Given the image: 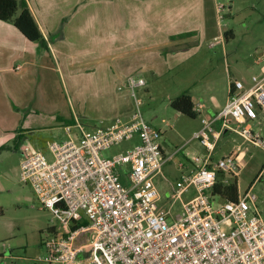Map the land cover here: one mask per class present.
Instances as JSON below:
<instances>
[{
    "label": "rangeland",
    "instance_id": "1",
    "mask_svg": "<svg viewBox=\"0 0 264 264\" xmlns=\"http://www.w3.org/2000/svg\"><path fill=\"white\" fill-rule=\"evenodd\" d=\"M49 1L56 3L60 11L56 24H49L55 30L49 40L58 53L59 71L50 72V81L43 83L42 88L49 94L48 108L66 120L51 122L50 126L34 124L35 128L25 132L19 146L9 142L0 150V264H44V242L59 227L51 213L41 207L29 185L20 181L21 144H31L50 160L47 146L53 140L66 139L63 128L73 124L70 121L73 113L87 128L107 125L109 122L102 119L117 116L120 107L129 110L133 107L127 91L119 92L117 87L130 75L140 76L145 81L144 87L135 90L140 110L146 122L160 131L161 147L167 157L171 156L162 167V175L154 179L157 189L163 192L169 190L165 179L175 183L193 165L192 157L206 154L200 142L193 139L194 131L201 126L199 116L190 118L178 113L170 102L188 94L207 112L211 108L208 99L211 94L224 98L227 72L232 79L249 83L264 63V0H219L227 5L222 20L218 19L212 2H207L203 19L210 29L208 32L218 34L221 30L228 39L223 45L220 42L212 45L208 36L204 40L190 38L186 49L170 54L167 47H153L157 39L161 40L153 34L159 24L156 9L168 6L185 12V16L174 22L176 30H181L185 23L187 27L203 22L196 15L200 0L158 3L156 0H68L66 7L61 4L63 0ZM251 126L264 136V112ZM138 143L136 138L124 141L101 152V156L111 158ZM236 148L245 150L236 178L237 189L244 193L252 186L256 207L264 220L263 150L230 132L216 143L212 159L217 161ZM194 195L190 189L183 199ZM215 202L220 200L215 198ZM160 205L163 209L168 206L165 200ZM179 210L177 203L173 211Z\"/></svg>",
    "mask_w": 264,
    "mask_h": 264
},
{
    "label": "built area",
    "instance_id": "2",
    "mask_svg": "<svg viewBox=\"0 0 264 264\" xmlns=\"http://www.w3.org/2000/svg\"><path fill=\"white\" fill-rule=\"evenodd\" d=\"M226 8L216 0L219 20ZM144 86L143 78L130 75L117 87L133 100L126 117L95 128L78 119L64 126L66 139L47 146L50 160L31 144L20 145V181L29 185L59 226L44 242L43 263L264 264V220L252 186L244 193L237 190L234 201L212 195L218 173L225 175L224 184L236 180L245 156V150L237 148L212 159L224 132L235 133L264 152V136L251 126L264 112V69L249 83L230 80L225 105L214 116L200 119L193 139L206 154L192 157L193 170L182 173L175 183L165 179L166 209L160 205L163 198L154 179L162 175L171 156L161 147L160 131L140 110L135 90ZM135 138L139 143L124 153L101 156ZM190 189L195 195L184 200ZM177 203L180 210L174 212Z\"/></svg>",
    "mask_w": 264,
    "mask_h": 264
},
{
    "label": "crops",
    "instance_id": "3",
    "mask_svg": "<svg viewBox=\"0 0 264 264\" xmlns=\"http://www.w3.org/2000/svg\"><path fill=\"white\" fill-rule=\"evenodd\" d=\"M161 1L156 0L155 2ZM200 1V10L197 9V12H195L197 16L200 15L203 22L189 24L187 27L185 23L180 26L179 29L181 30H176L174 22L185 16V12L183 14L181 9H172L173 7L168 8V6L156 9V20L157 22L159 21V24H156L153 34L159 35L161 40L157 39L155 41L154 49L167 47L168 54L171 51L175 53L178 50L186 49L185 45L190 42V38L198 37L204 40L207 36L208 38L210 37L208 39L209 43L212 44L216 38L217 43L220 42L223 45L228 39L226 33H222L221 30L218 33L219 35L209 33L208 30L210 29L203 19L205 17L206 3L212 2V7L215 9L216 0ZM26 2L47 43V49L41 48L38 43L28 41L12 24L0 21V150L6 147L9 142H14L16 133L20 132L24 135L25 132L32 131L35 128L34 124L48 123L50 126L51 122L66 120L58 112H51L48 108L50 106L49 94L42 88L43 83L50 81V72L57 74L59 71L58 53L54 44L49 40V36L55 30L49 24L53 25L54 22L56 24L60 11L56 9V3L53 5L49 0H27ZM61 4L65 7L69 5L68 0H63ZM181 13L183 15H180ZM191 14L193 13H190L189 16L192 17ZM163 19L164 22L162 21ZM148 29L150 30V28ZM185 33H188V36L178 37V35ZM145 40H147L146 37ZM145 48L146 46H144ZM112 57L113 55H110V58ZM263 69L264 63L260 67V72ZM118 79L121 80L120 77ZM225 80L224 98H218L211 94L208 98L211 108H208L207 112H203L201 110L203 105L194 102L191 97L195 112L200 119L214 116L225 105L229 83L232 80L229 72L225 74ZM208 83L210 86H214L212 81L208 80ZM128 112V108L120 107L117 116L102 120L110 122L116 117L124 118L128 115ZM72 115L71 119L73 121L78 119L76 113ZM198 130L194 131V133ZM227 133L230 132H224L220 138ZM192 166L186 168V171L193 170ZM160 193L163 200H165L168 195L167 190L160 191Z\"/></svg>",
    "mask_w": 264,
    "mask_h": 264
},
{
    "label": "trees",
    "instance_id": "4",
    "mask_svg": "<svg viewBox=\"0 0 264 264\" xmlns=\"http://www.w3.org/2000/svg\"><path fill=\"white\" fill-rule=\"evenodd\" d=\"M0 21L12 24L28 41L38 43L41 48L47 49V43L25 0H0ZM185 36H188V33L178 35L179 38ZM170 106L178 113L190 118H195L197 115L192 98L188 94L176 97L170 102ZM23 137L24 135L20 132L16 133L14 145L19 146ZM225 178L224 174L218 173V180L212 189V195L222 200L234 201L238 190L236 180L228 179V184H224Z\"/></svg>",
    "mask_w": 264,
    "mask_h": 264
}]
</instances>
